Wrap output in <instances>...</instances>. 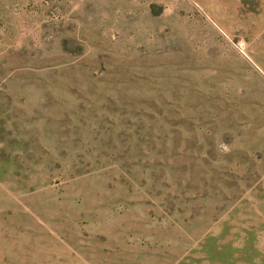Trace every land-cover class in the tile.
I'll return each mask as SVG.
<instances>
[{
  "label": "rangeland",
  "instance_id": "374dc122",
  "mask_svg": "<svg viewBox=\"0 0 264 264\" xmlns=\"http://www.w3.org/2000/svg\"><path fill=\"white\" fill-rule=\"evenodd\" d=\"M0 264H264V0H0Z\"/></svg>",
  "mask_w": 264,
  "mask_h": 264
}]
</instances>
